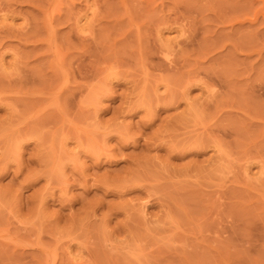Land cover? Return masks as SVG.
I'll list each match as a JSON object with an SVG mask.
<instances>
[{
  "label": "rangeland",
  "instance_id": "obj_1",
  "mask_svg": "<svg viewBox=\"0 0 264 264\" xmlns=\"http://www.w3.org/2000/svg\"><path fill=\"white\" fill-rule=\"evenodd\" d=\"M0 59V264H264V0H0Z\"/></svg>",
  "mask_w": 264,
  "mask_h": 264
},
{
  "label": "bare ground",
  "instance_id": "obj_2",
  "mask_svg": "<svg viewBox=\"0 0 264 264\" xmlns=\"http://www.w3.org/2000/svg\"><path fill=\"white\" fill-rule=\"evenodd\" d=\"M185 14H186V11H185V13H183L182 15H185ZM255 16H256V15H255ZM161 18H163V17H161ZM184 18H185V17H184ZM158 19H159V18H158ZM160 20H161V19H160ZM182 20H183V19H182ZM185 20H186V19H185ZM157 21H158V20H157ZM164 21H165V20H164ZM183 21H184V20H183ZM161 22H163V20H161ZM165 22H166V21H165ZM172 22H173V21H172ZM181 22H182V21H181ZM249 22H250V20H249ZM253 22H255V21H253ZM240 23H242V22H240ZM160 24H161V23H160ZM167 24H168V23H167ZM174 24H176V26H178V28H179L180 30H181V29L183 30V26H186V25H182V26H181L182 23H180V25H179V23L177 24V22H175V21H174ZM172 25H173V23H172ZM248 26L250 27V25H248ZM158 28H159V27H158ZM178 28H177V29H178ZM158 30H161V29H157L156 32H158ZM182 30H181V32L184 31V30H183V31H182ZM159 32H160V31H159ZM158 34H159V33H158ZM157 37H158V36H157ZM158 40H160V39H158ZM162 47H163V48H160V49L158 50V53L160 54V56H161L164 60H166L168 63H170V61H171V60H170V57H171V49H170V47H167V46H165V45H162ZM0 60H1V59H0ZM207 91H209V90H207ZM182 94H183V95H182L183 98H186V96H187L186 91L183 92ZM217 142H218L217 140H213V142H212V143H213V147L216 148V152H217V153L219 152V154H222L223 151H222L219 147L216 146ZM215 146H216V147H215ZM221 156H222V155H221ZM220 158H221V157H220ZM246 164H247V163H246ZM246 164L242 166V170H243L244 172H247V170H248V167H247V166H248L249 164H248V165H246ZM246 169H247V170H246ZM243 174H244V173H243ZM246 174H247V173H245V175H246ZM143 203H146V202H143ZM143 203H142V207L140 206L141 208H143V205L145 206V204H143ZM140 205H141V204H140ZM143 209L145 210V208H143ZM143 209H140V211L143 210ZM141 212H142V211H141ZM144 212H145V211H144ZM142 213H143V212H142Z\"/></svg>",
  "mask_w": 264,
  "mask_h": 264
}]
</instances>
